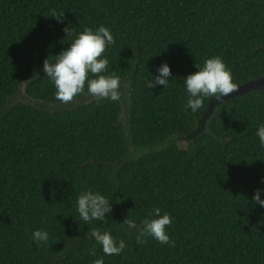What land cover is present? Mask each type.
I'll use <instances>...</instances> for the list:
<instances>
[{
    "label": "trees",
    "instance_id": "trees-1",
    "mask_svg": "<svg viewBox=\"0 0 264 264\" xmlns=\"http://www.w3.org/2000/svg\"><path fill=\"white\" fill-rule=\"evenodd\" d=\"M66 25L110 31L102 55L120 99L86 84L54 98L41 65L71 42ZM212 56L236 87L264 76V0H0V264H92L104 256L84 236L93 227L125 243L104 264H264V210L251 203L256 189L264 198V89L201 122L214 98L186 110L181 79ZM162 62L172 80L148 88ZM85 190L111 203L103 225L79 219ZM155 207L172 218L170 244L121 228Z\"/></svg>",
    "mask_w": 264,
    "mask_h": 264
},
{
    "label": "clouds",
    "instance_id": "clouds-1",
    "mask_svg": "<svg viewBox=\"0 0 264 264\" xmlns=\"http://www.w3.org/2000/svg\"><path fill=\"white\" fill-rule=\"evenodd\" d=\"M55 11L50 13L55 18ZM62 31L66 36L73 37L67 48L60 51L50 61L49 56L42 61L41 71L54 88V98L61 102H68L74 96L85 91L98 99H119L120 77L113 74L108 68V59L102 54L106 46H111L113 36L110 31L99 26L97 29L84 28L74 33V28L66 25ZM195 72L188 74L182 80L183 90L186 93V102L183 107L196 113L201 108L205 98L221 100L232 93L236 84L232 82L231 72L226 68L219 56L206 58L202 65H194ZM151 79L146 82L148 88L156 85L167 87L172 79L167 63L162 62L155 68V74H149ZM255 136L261 148H264V123H259L255 129ZM260 183L264 184V177ZM261 189H256L251 197L252 205H258L264 210V198H261ZM248 202V201H247ZM111 203L98 192L85 190L80 192L75 200V211L79 219L88 224L99 221L103 225L110 212ZM172 222L170 215L161 214L159 207L153 208L148 215L137 224V221L127 216L120 224L126 232L135 231V239L143 243L144 238L150 237L161 244H170L166 226ZM100 247L104 256L118 255L125 247L123 240H116L110 232L101 231L99 227L88 229L84 234ZM31 239L34 243H46L49 233L43 229H33ZM104 256H98L92 264H104Z\"/></svg>",
    "mask_w": 264,
    "mask_h": 264
},
{
    "label": "water",
    "instance_id": "water-1",
    "mask_svg": "<svg viewBox=\"0 0 264 264\" xmlns=\"http://www.w3.org/2000/svg\"><path fill=\"white\" fill-rule=\"evenodd\" d=\"M263 89H264V76L261 78H258L256 80H250V81L236 87L232 93L228 94L225 97H222V99L219 101L213 99L208 104V106L206 108V112L201 119V122H203L207 117H209V115L212 114L213 109L216 106L221 105V104H223L229 100H232L234 98L246 96L247 94L251 93L252 91H259V90H263ZM119 99H120V95H119Z\"/></svg>",
    "mask_w": 264,
    "mask_h": 264
},
{
    "label": "rangeland",
    "instance_id": "rangeland-1",
    "mask_svg": "<svg viewBox=\"0 0 264 264\" xmlns=\"http://www.w3.org/2000/svg\"><path fill=\"white\" fill-rule=\"evenodd\" d=\"M183 145V144H182ZM183 146H185V145H183Z\"/></svg>",
    "mask_w": 264,
    "mask_h": 264
}]
</instances>
